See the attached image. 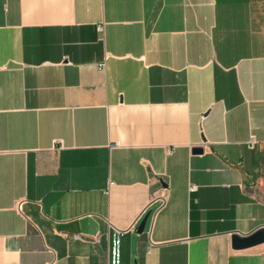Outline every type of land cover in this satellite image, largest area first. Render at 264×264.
<instances>
[{
    "label": "crops",
    "instance_id": "obj_1",
    "mask_svg": "<svg viewBox=\"0 0 264 264\" xmlns=\"http://www.w3.org/2000/svg\"><path fill=\"white\" fill-rule=\"evenodd\" d=\"M263 225L264 0H0V264H264Z\"/></svg>",
    "mask_w": 264,
    "mask_h": 264
},
{
    "label": "water",
    "instance_id": "obj_2",
    "mask_svg": "<svg viewBox=\"0 0 264 264\" xmlns=\"http://www.w3.org/2000/svg\"><path fill=\"white\" fill-rule=\"evenodd\" d=\"M194 151L201 153L202 151H204V149L203 147L194 146ZM144 215H145L144 219H142V221L138 225L139 231H143L145 221L149 217L150 212L146 211ZM232 237H234L233 248L235 249L238 248L242 249V248L250 247L252 244L255 245L264 242V225L260 228H257L256 230H253L252 232H250V234L240 236L239 233L237 234L234 233Z\"/></svg>",
    "mask_w": 264,
    "mask_h": 264
},
{
    "label": "built area",
    "instance_id": "obj_3",
    "mask_svg": "<svg viewBox=\"0 0 264 264\" xmlns=\"http://www.w3.org/2000/svg\"><path fill=\"white\" fill-rule=\"evenodd\" d=\"M99 27H101V26H99ZM99 65H101V66L103 67V66H104V63H103V62H101V63H99ZM193 189H196V187H195V186H193V187H192V190H193Z\"/></svg>",
    "mask_w": 264,
    "mask_h": 264
}]
</instances>
